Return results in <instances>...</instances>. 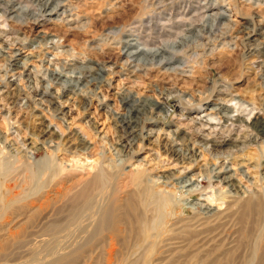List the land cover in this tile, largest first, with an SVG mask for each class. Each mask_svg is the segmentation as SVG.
I'll return each instance as SVG.
<instances>
[{
    "label": "rangeland",
    "instance_id": "1",
    "mask_svg": "<svg viewBox=\"0 0 264 264\" xmlns=\"http://www.w3.org/2000/svg\"><path fill=\"white\" fill-rule=\"evenodd\" d=\"M223 1L42 0L39 4L37 0H1L11 2L9 9L16 12L7 16L0 10V264H49V257L32 258L31 252L50 245L48 226L57 218L60 219L55 223H63L66 228L70 216L63 219L60 216L71 205L81 203L80 195L85 193L86 182L98 177L102 169L105 179L101 187L105 186L103 190H93L97 195L95 203L107 187L112 189L105 197L106 206L117 198L122 201L134 189L140 193L141 208L152 207L156 214L152 223L149 222L151 234L158 232L161 226L169 230L174 221L182 220L181 223L187 224L197 208L186 205L187 202L191 205L210 203L222 190L218 181L209 177L208 169L213 164L220 169L225 160L212 158L208 148L196 146L193 147L199 156L196 164H178L168 158L170 155L163 148L170 131L188 133L191 143L204 139L210 143L225 140L238 146L240 156L234 163H242L248 182L240 181L237 167L231 168L236 172L242 191H258L264 196V180H260L264 170L259 172L256 167L262 149L247 127L254 117L264 114L262 71L258 62H251L255 57L247 61L241 50L229 51L233 46L228 47L226 43H233L237 30L247 22L245 18L232 17L229 12L226 3L233 4L236 0ZM44 3H48L45 11ZM57 3L61 6L50 12ZM255 3L264 5V0ZM215 19L220 22L217 32L208 31L212 25L214 28ZM223 34L225 37L221 38ZM124 41L131 45H122ZM131 51L142 53L139 62L145 67L136 68L140 71L135 70V64L125 67V55ZM154 52L162 53L163 58L170 59V64L163 66L158 60H152L149 53ZM10 55L16 59L11 65L19 66L26 61L22 69L8 66ZM229 56L231 62L226 61ZM99 69H104L105 82L98 84V88H94V84L83 88L77 82L82 77L88 80L96 76ZM52 71L64 75L65 82L61 85L49 82ZM62 85L76 90L74 94L65 93L61 100L54 99L55 104L64 109L65 116L55 114L53 105L32 94L35 90L41 94L46 86L50 87V93L59 96ZM15 87L19 95L13 101ZM83 95L91 101L86 110ZM128 95L142 101L164 102L166 111L161 116H157L156 111V119L145 125L147 130L153 131L152 137L132 143L122 154H127L122 163L119 159L124 161V157H117L119 134L115 120L106 113L107 108L102 107L125 114L120 100ZM40 114L50 120L56 130L60 128L58 131L63 137L57 139L54 148L28 150L24 143L36 133ZM236 120L245 122L236 124ZM76 131L91 143L85 155L70 154L67 149L66 141ZM3 138L14 140L17 145L9 151L2 143ZM189 144L187 142V146ZM162 175L171 178L168 184H160L162 179L157 182V177ZM190 179L195 181L193 194L188 193V189L179 192L178 184ZM135 183L138 185L133 186ZM52 192L58 195L54 198ZM53 198L56 204L48 206ZM220 203L213 201L216 211H223L225 204ZM36 206H41L42 211H37ZM34 214H40L35 222L31 221ZM263 216L264 213L255 240L264 238ZM227 226L225 229L229 231L240 229L233 223ZM90 232L91 228L81 237L78 234L80 244L76 248L79 247L81 258L78 264L185 263L184 256L177 261V257H173L163 262L152 258L151 253H146L150 245L145 238L129 252L109 258L107 253L111 247L120 254L118 246L109 239L111 234L90 238ZM61 236L57 238L60 245L65 244ZM78 236L72 243L78 245ZM175 237L178 239L175 243H183L173 247L183 249L187 237L183 234ZM256 258L253 254L250 261L255 263Z\"/></svg>",
    "mask_w": 264,
    "mask_h": 264
},
{
    "label": "bare ground",
    "instance_id": "2",
    "mask_svg": "<svg viewBox=\"0 0 264 264\" xmlns=\"http://www.w3.org/2000/svg\"><path fill=\"white\" fill-rule=\"evenodd\" d=\"M37 1H40L39 4H41L42 0ZM225 1L223 2L226 3ZM258 1L260 0H254V2L251 0H245L244 2H239V0H236V2H233V4L231 2L226 3V6L229 7V12L232 14V17L245 18L244 20H246V22L248 23L247 24L245 22L246 24H242L243 26L241 27V29L237 30V34L233 38L234 42L230 44L226 43V45H228V47L233 46L229 50L231 51V53H235L237 50H241V53L244 52L247 61L255 57L253 59L256 60H251V62H258V68H260L262 71L260 79L263 82L264 88V5H255V2ZM1 3L2 2L0 0V10L4 15L10 16L12 13L16 12V10L9 9L12 7L11 2ZM47 4L48 3H44L42 5L43 10L46 8ZM59 6H61V4H55L54 8L50 12H55L56 8ZM219 15L225 16L224 13H220ZM217 19H220V17H217ZM217 19L214 20V28L212 25L211 27H209L208 31H211V29L216 31V29H218L220 22ZM220 37L224 38L225 34L221 35ZM125 44H128V46L131 45L129 41L122 42V45ZM141 55L142 53H140L139 51H131L127 53L125 55V67L135 64V70L137 71L139 69L136 68L145 67V65H140L139 57ZM149 55L152 60H158V64L160 65L162 64L164 66L170 64V59L163 58L162 53L158 54L154 52L149 53ZM230 58L232 57L229 56L226 61L231 62ZM259 58H261L262 61H257V59ZM9 59V63L7 64L10 68H13L11 66H14V70H18V67L22 69L23 65L26 62L24 61V64L19 66L17 64L11 65L12 62L15 63L16 59H13V56L11 57V55ZM128 69L129 68L125 70ZM102 72H104V69H99L97 70L96 76H92L88 80L87 78L84 79V77H82L77 82L80 83L83 88H86L88 84H94V88H98V84H102L103 82H105L102 76ZM49 77L51 78L49 79V82L51 83L61 85L62 82H65L63 81L64 75L58 72L52 71V74ZM49 88L50 87L45 86L41 94L37 90H35L32 94H35V96H41V100H43L45 103L47 102L51 106L53 105V111L55 114H61L65 116L64 109H62L61 106H58L57 103L55 104L54 99L56 97L61 100L62 97L66 96L65 93L67 92L74 94L76 91H74L75 88H70L69 85H62V90L59 93V96H55V94L50 93ZM13 90V101H16L19 95V90H17L16 87ZM85 96L86 95H83V105L86 110V108H89L91 106V101L89 99L86 100ZM120 103L124 107V109H126V113L122 115L113 112L111 108L105 106H103L102 108H107L106 113H108L109 116L113 118V120H115L114 126L117 133L119 134L117 145L119 149H117V157H124V161L119 159V161L123 163L127 159V154L126 156H123L122 154L125 153L124 151H128V148L132 146V143L149 140L152 137L153 131L147 130L145 125L152 124V122L156 119V111H158L157 116H161V114L165 113L166 108L163 104L164 102H153L150 99L142 101L136 99L135 96L131 95H128L124 99H121ZM262 103L264 104V100L262 101ZM223 116L224 115H222V117ZM37 120L36 133L31 134L28 142L26 140V143H24V145L28 150L33 151H39L44 147L54 148L57 139L59 140L61 139V137H63L61 134H59L58 130H60V128L56 130L52 122L47 118L42 117L41 114L40 117L37 118ZM243 121L236 120L235 123L242 124ZM56 126L58 127V125ZM247 127L252 131V133L255 134V142L257 143V145L260 144L259 146L262 149L258 156L259 164L256 165L257 169L261 170L259 172H262V170H264V141H262L264 140V114L254 117L253 120L247 124ZM169 133V139H166L167 141L164 144L163 148L165 152L170 155L168 156V158H170L171 160L173 159L178 164L186 163L188 165H195L197 162V158L199 157L197 155V152H195L193 149V147L196 146H204L206 149L208 148V153L212 155V158L225 160L220 164V169L216 168V164L211 165L208 169L209 177L215 181H218V184L222 186V190L217 193V195L210 201V203L203 204L200 202L198 204L191 205V203L187 202L186 205H190L192 208L197 207L196 209H194L196 211L195 214L190 220H188L187 224L181 223L182 220L176 222L174 221L169 230H166L167 228L163 230L161 226V229L158 232L154 233L152 231L153 234H151L149 231V222L153 221V216H155L156 214L152 212V207L148 206L146 209L141 208L140 193L134 189L128 192L126 194V197L122 201L117 198V200H113L112 204L106 206V203H104L105 197H107V193L112 189H109L107 187V189L104 190L103 195L98 198V202L95 203V198L97 199V195L96 193L93 194V190H103L105 186L104 185L101 187V182L103 181V179H105L103 171L104 169H102L98 177L95 176L94 179L86 182L84 188L85 193L80 195V197H82L81 203H76L77 205H71V207L68 208L67 212L63 216H60L61 219L65 218V216L67 215L70 216L68 224L65 226L66 228H63V223H55L60 218H57L55 221L53 220L54 222H52L48 226L50 245H48L46 248L33 250L31 252L32 258H38L40 256L44 258L49 257V264H78L79 259L81 258L78 254L79 247L76 248V246H79L80 244V235L88 233V230L91 228L92 232H90V238H100L104 237V234H111L108 235L109 239L114 241V243L118 246L120 254L115 248L111 247L109 253H107L109 258L119 255L121 256L122 254L129 252V250L133 246L135 247L140 241H142L141 239L145 238L146 241L148 239L147 245H150L149 249H147L148 252L146 251V253H151L152 258L156 257V260L162 262L163 259L172 260L176 257L177 259H175V261H177L179 258H182L184 256V264H264V238L261 240L260 238L255 240V233L258 224L261 222L260 218L264 213V196L258 193V191H255L254 193H249L245 190L242 191L243 187L237 180V177H235L236 172H234L231 168V166L237 167L239 169L238 172L240 175V181L242 180L248 182L249 177L247 178L246 173L242 170V163H234L235 158L237 156H240L237 155L240 151L239 149H237L238 146L233 145L232 143H229L225 140H222L220 142L211 141L210 143L209 141L204 139L191 143L188 133H180V131L177 130L170 131ZM84 137V135L77 131L71 134V137L66 141V146L70 154L85 155L88 153V151H90L91 143ZM187 142L190 143L189 146H187ZM2 143L5 144L7 150L9 151L11 150L12 146L17 145L14 140L8 141L5 138H3ZM261 175L262 178H260V180L262 181L264 180V171ZM139 179L140 178H138L136 181L139 182ZM161 179L163 181L160 184L164 185L168 184L171 180L170 177L162 175L157 177V182H159ZM191 181L192 180L190 179L182 183L180 182L178 184V186H180L178 187V191L181 192V190L188 189V193L193 194L195 181ZM99 185L100 188H98ZM137 185L138 184L136 183L133 184V186ZM51 195H54L55 198V195L57 196L58 193L52 192ZM54 198L50 203H48V206H50L51 204H56V200ZM46 200L47 202H49V199L47 197ZM213 201H215V203L221 202L220 205L222 206L223 204H225L223 211H221L222 209L220 211H216L215 207H213L212 205ZM40 207L36 206V210L42 211V208ZM180 212H178L177 214H179ZM168 216L171 217V214H169ZM37 218H40V214L35 215L34 219L31 221L35 222ZM164 219L166 218L164 217ZM229 223H233L234 226L240 227V229L238 231H229L228 229L226 230L225 228H228L227 225ZM176 225L186 226L183 228H178ZM220 229L221 231H219ZM231 231L234 232L232 233ZM78 234L80 237L78 236ZM178 234H183L185 237H187L184 239V242H186L187 244L185 245V247H183V249H180L181 247L179 246L173 247L176 244L183 243L181 241L175 243V240L178 241V239H176L175 237ZM58 235L65 240V244H58ZM77 236L79 241V243L77 242L78 245H76V243H72L76 240L75 238ZM253 243H255V248L254 246H252ZM188 247L190 248V251H186ZM193 248H196V250L192 251ZM129 254L131 255V253ZM253 254L257 256L256 260L258 259L257 261L255 260V263H252L253 261H250Z\"/></svg>",
    "mask_w": 264,
    "mask_h": 264
}]
</instances>
